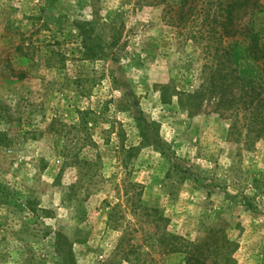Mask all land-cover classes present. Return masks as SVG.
Returning <instances> with one entry per match:
<instances>
[{
  "label": "rangeland",
  "instance_id": "374dc122",
  "mask_svg": "<svg viewBox=\"0 0 264 264\" xmlns=\"http://www.w3.org/2000/svg\"><path fill=\"white\" fill-rule=\"evenodd\" d=\"M52 1L0 0V110L7 102L14 114L0 146V264H179L149 248L157 228L137 224L127 190L167 219L168 234L217 232L225 259L264 264V130L248 131L209 81L214 9L190 10L176 27L181 0ZM259 6L243 23L264 43ZM44 7H55L56 26H45ZM85 20L118 37L119 63L86 56ZM140 112L163 153L142 145Z\"/></svg>",
  "mask_w": 264,
  "mask_h": 264
},
{
  "label": "trees",
  "instance_id": "16d2710c",
  "mask_svg": "<svg viewBox=\"0 0 264 264\" xmlns=\"http://www.w3.org/2000/svg\"><path fill=\"white\" fill-rule=\"evenodd\" d=\"M165 0H137V5L140 6H158L164 4ZM56 3L52 1L51 5ZM196 4V7L188 4ZM180 12H177V19L171 18V23L174 26L186 25L191 16L190 10H195L197 7H208L210 10L214 9L213 15L208 10L206 18L210 20L208 36L209 42L211 39H216L215 43L219 45H210V49L214 50L211 53L212 69L209 81L215 88L219 89L220 101L230 100L232 103L236 101L239 105L238 112L244 115L246 120L245 128L251 132L253 127H258L259 130H264V43L253 27L243 23V18L251 14L255 10H259V0H181ZM42 6V5H41ZM171 8L170 5H167ZM53 7H44L41 14L43 15V22L47 28L51 25L58 24L57 19H52ZM55 8V7H54ZM53 8V9H54ZM191 8V9H190ZM187 9V10H186ZM169 12H174L173 9ZM168 12V14H169ZM212 16H211V15ZM169 21V22H170ZM79 34L83 37L82 49L86 56L92 60L108 59L114 65L119 63V39L116 35H105L103 28L96 26L94 31L93 23L85 20L76 23ZM89 25V27H88ZM176 26V27H177ZM96 33V35H93ZM233 41L232 44L227 43ZM226 44V45H225ZM224 45V46H223ZM214 66L216 69L214 70ZM113 73V72H112ZM27 73H21L17 79L20 81L27 79ZM112 83L115 91L122 92L119 79L113 74ZM226 91V92H225ZM126 96L127 94L124 93ZM4 110H0V146L8 147L10 141L8 137L9 125L13 119V112L8 106L7 102L2 104ZM132 119L136 124L139 135L142 140V145H155L157 150L163 153L162 146L152 143L153 136L156 133L155 125L148 123L144 115L140 113H132ZM158 138V136H155ZM126 202L131 209V214L137 219V224L141 228L147 226L154 228V236L157 237V247H149L156 250L163 255H175L179 258V264H235L233 259H225V255L221 253L222 247L229 245V241L223 242L221 236L218 237L217 232L211 234L199 242H191L179 235H171L167 233V219L158 212L150 213L148 209L142 207L135 199L131 198L129 191H126ZM55 240L57 250L61 258L68 260V252L61 250L62 236L57 234ZM121 243L123 238L120 239ZM220 243H223L220 245ZM64 245V244H63ZM224 245V246H223ZM64 254V255H63Z\"/></svg>",
  "mask_w": 264,
  "mask_h": 264
}]
</instances>
